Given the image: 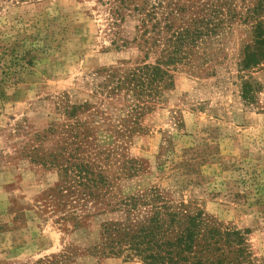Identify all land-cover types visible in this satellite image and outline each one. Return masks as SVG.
<instances>
[{
	"label": "rangeland",
	"instance_id": "1",
	"mask_svg": "<svg viewBox=\"0 0 264 264\" xmlns=\"http://www.w3.org/2000/svg\"><path fill=\"white\" fill-rule=\"evenodd\" d=\"M131 16L113 26L98 0H0V264H144L129 238L112 251L106 226L168 212L240 231L245 264H264V56L240 66L250 27L223 25L156 97L139 84L163 47L135 41Z\"/></svg>",
	"mask_w": 264,
	"mask_h": 264
},
{
	"label": "trees",
	"instance_id": "2",
	"mask_svg": "<svg viewBox=\"0 0 264 264\" xmlns=\"http://www.w3.org/2000/svg\"><path fill=\"white\" fill-rule=\"evenodd\" d=\"M216 1L228 5L227 15H231L232 10L235 11L236 6H233L232 0ZM98 2L109 7L113 26H119L125 16L132 12L131 17L137 21L135 28L139 33V38L135 41H143L144 47L151 45L149 50L157 46L163 47L161 59L156 65L143 68L144 79L139 84L143 90L151 85V91L156 97H160L165 89L174 85L173 75L169 74L170 68L175 71L180 65L188 66L193 51L218 36L223 25L226 27L227 24H232L237 17L250 27L254 35V44L246 45L244 49L241 71L257 67L264 56V0H251L244 14L237 16L234 13L228 17L219 6L211 12L209 18L194 11L189 17L197 2L190 5L186 2L164 5L161 0ZM127 45V42H123L121 46ZM250 86L247 81L243 83L245 99L252 97ZM106 232L110 244L113 245L112 251L117 249L114 247L115 237L129 238L126 242L130 246L128 251L134 250L135 256H140L144 264H245L250 256L244 235L240 231L221 232L217 226H204L200 215L155 213L151 222L140 229L134 230L128 225L110 223L106 226ZM121 242L122 238L116 242V247Z\"/></svg>",
	"mask_w": 264,
	"mask_h": 264
}]
</instances>
